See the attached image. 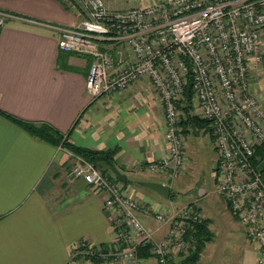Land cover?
<instances>
[{
    "label": "built area",
    "instance_id": "1",
    "mask_svg": "<svg viewBox=\"0 0 264 264\" xmlns=\"http://www.w3.org/2000/svg\"><path fill=\"white\" fill-rule=\"evenodd\" d=\"M85 15L74 26H62L61 50L90 58L87 92L96 98L129 88L146 78L164 108L167 154L138 168L174 178L187 162L181 119L185 106L208 121L218 160L216 185L231 214L246 226L264 264V96L251 86L250 67L264 65V0H151L144 5L109 8L104 0H67ZM8 13L0 11V34ZM108 43H113L112 50ZM192 82L191 99L186 100ZM70 176L104 194L117 248L79 240L77 254L112 256L121 264L140 262L137 248L152 243L157 264H168L173 251H190L189 227L203 219L195 204L165 215L139 201L135 191L104 174L99 166L70 151ZM154 214L168 224L165 238L155 242L139 217ZM174 213V212H173ZM172 214V213H171ZM185 254H183L184 256ZM85 263H91L87 259Z\"/></svg>",
    "mask_w": 264,
    "mask_h": 264
},
{
    "label": "crops",
    "instance_id": "2",
    "mask_svg": "<svg viewBox=\"0 0 264 264\" xmlns=\"http://www.w3.org/2000/svg\"><path fill=\"white\" fill-rule=\"evenodd\" d=\"M104 1L117 9L151 0ZM0 11L8 13L0 34V264H69L73 245L82 239L105 252L117 248L104 194L70 176L68 149L33 134L22 122L71 130L77 145L117 148L115 167L128 178L120 181L159 209L166 202L143 182L166 183L171 192L173 183L138 167L167 154L162 102L146 78L92 98L86 89L89 56L58 45L60 28L85 15L67 0H0ZM108 46L112 50L113 43ZM250 77L252 89L264 96V65L252 63ZM115 174L109 171L112 179ZM139 217L157 238L165 235V224L143 211ZM254 255V250L246 254L244 264H255ZM183 259L174 250L168 261ZM139 260L156 264L152 255ZM100 264L121 263L108 256Z\"/></svg>",
    "mask_w": 264,
    "mask_h": 264
},
{
    "label": "rangeland",
    "instance_id": "3",
    "mask_svg": "<svg viewBox=\"0 0 264 264\" xmlns=\"http://www.w3.org/2000/svg\"><path fill=\"white\" fill-rule=\"evenodd\" d=\"M186 147L187 162L182 169L183 172L174 178L165 177L166 181L173 183L172 195L167 198L154 189L148 188L154 196L166 202V205H159V209L156 210L165 213L168 217L192 203L202 212L203 218L209 220L211 238L206 242L196 264H244L246 254L248 255L252 250L255 252L253 258L256 261V250L253 249L254 246L248 238L246 226L231 214L229 205L216 185L214 167L218 160V153L210 129L202 127L199 134L187 133ZM72 163L73 159L70 165ZM138 188H141L140 185ZM135 194L139 197L136 192ZM139 201L146 205L140 198ZM149 216L156 220L154 214ZM160 224L167 226V232L168 224L161 222ZM145 228L151 232L155 242L165 238L166 232L163 237L157 238L146 225ZM176 252L185 254L184 257L190 254V251L177 250ZM78 260H82L80 263L85 261L83 258L77 259L76 264H80ZM138 264L141 263L138 262Z\"/></svg>",
    "mask_w": 264,
    "mask_h": 264
},
{
    "label": "trees",
    "instance_id": "4",
    "mask_svg": "<svg viewBox=\"0 0 264 264\" xmlns=\"http://www.w3.org/2000/svg\"><path fill=\"white\" fill-rule=\"evenodd\" d=\"M187 88H191V92H192L193 90L192 82L188 83ZM188 106H189V110L185 109L181 119L183 133L187 134L192 132V123L195 124L196 128H199L200 130L202 127H207L208 121L192 112L191 103H189ZM22 123L25 124L33 134L41 138H44L45 140H48L56 145H60L76 154H80L83 157H85L87 160L92 161L101 168L104 174L109 175V171H112L114 173V169H116L115 155L118 151L117 148L92 149L90 147L77 145L74 142H72L70 140L71 130L64 132L46 122H40V123L22 122ZM76 124L77 122L73 124V128L75 127ZM115 176L118 180H122V178H120L118 175L115 174ZM127 181L128 178L124 180V182ZM171 195L172 192L170 193V196ZM190 237H194L195 239L194 247L190 250V254H188V256H185L183 261L180 262L179 264H196V261L201 251L204 249L206 242L209 241L211 238L209 220L207 218H203L200 221L193 222L186 233V238L188 239ZM151 248H152L151 242L140 244L137 248L138 256L139 257L151 256L152 255ZM80 258L81 259L83 258L85 261L87 259H90L91 261V263H85L84 261L80 264H100V262L102 261V257L91 253L77 254L76 256H74L73 260L76 261L77 259ZM171 264H177V263H171Z\"/></svg>",
    "mask_w": 264,
    "mask_h": 264
},
{
    "label": "water",
    "instance_id": "5",
    "mask_svg": "<svg viewBox=\"0 0 264 264\" xmlns=\"http://www.w3.org/2000/svg\"><path fill=\"white\" fill-rule=\"evenodd\" d=\"M185 98L187 101H189L191 99V92H190L189 88L186 90ZM185 109L189 110L188 104L185 106ZM192 133L193 134H199L200 133V129L196 128L195 124H193V123H192ZM114 171L117 173V175H119L120 178H122L123 180L126 179L125 174L121 173L117 168L114 169ZM143 184L148 186V187L153 188L154 190L159 192L164 197L168 198L170 196L171 187L166 183L156 182V181H145V182H143Z\"/></svg>",
    "mask_w": 264,
    "mask_h": 264
}]
</instances>
